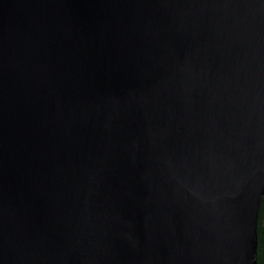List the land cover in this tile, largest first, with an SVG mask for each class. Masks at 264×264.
<instances>
[{
	"label": "water",
	"instance_id": "95a60500",
	"mask_svg": "<svg viewBox=\"0 0 264 264\" xmlns=\"http://www.w3.org/2000/svg\"><path fill=\"white\" fill-rule=\"evenodd\" d=\"M264 0H0V264H257Z\"/></svg>",
	"mask_w": 264,
	"mask_h": 264
},
{
	"label": "trees",
	"instance_id": "16d2710c",
	"mask_svg": "<svg viewBox=\"0 0 264 264\" xmlns=\"http://www.w3.org/2000/svg\"><path fill=\"white\" fill-rule=\"evenodd\" d=\"M257 264H264V197L259 212Z\"/></svg>",
	"mask_w": 264,
	"mask_h": 264
}]
</instances>
